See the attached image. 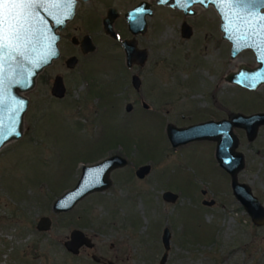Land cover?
<instances>
[{"label":"rangeland","instance_id":"rangeland-1","mask_svg":"<svg viewBox=\"0 0 264 264\" xmlns=\"http://www.w3.org/2000/svg\"><path fill=\"white\" fill-rule=\"evenodd\" d=\"M84 8L59 31V61L24 94L30 105L23 137L0 149V264H97L93 255L106 264H161L166 227L172 238L165 264H264V225L255 224L234 196L231 177L216 159L217 143L173 148L167 134L169 123L186 128L264 113V87L253 92L223 81L241 63L255 66L252 51L231 59L212 7L195 5V14L186 15L154 4L148 32L138 38L147 63L130 71L120 44L102 33L96 18L84 17ZM185 22L192 27L190 38L182 36ZM87 32L97 46L89 56L71 43L72 36L80 41ZM73 49L79 64L70 70L65 60ZM134 74L142 81L140 92L132 85ZM57 75L67 89L63 99L51 94ZM234 132L246 161L238 181L264 207V126L253 141L243 129ZM113 155L129 164L112 172L107 191L70 212L53 211L84 165ZM144 165L152 170L140 179L136 171ZM166 191L178 195L176 202L163 199ZM211 200L213 206L203 205ZM42 217L52 219L50 231L37 229ZM74 229L92 238L95 248L70 254L64 243Z\"/></svg>","mask_w":264,"mask_h":264},{"label":"water","instance_id":"water-1","mask_svg":"<svg viewBox=\"0 0 264 264\" xmlns=\"http://www.w3.org/2000/svg\"><path fill=\"white\" fill-rule=\"evenodd\" d=\"M156 2L158 5L182 10L186 15L195 14L191 9L195 5L207 8L213 4L221 17V31L224 38L232 44V58H236L246 48L255 51L259 63L260 58H264V47H261L264 45V16L260 13L264 0H203V2L201 0H156ZM75 8L76 0H72L71 3H54L53 0H46L45 3L38 5L35 12L28 18L31 30L17 44L18 50L24 55L19 57L13 53L11 57L5 55L0 59L2 64L0 68V139H2L0 149L23 137L24 116L30 105V100L24 94L34 90L38 76L61 57L59 31L73 20ZM140 9L141 7L137 11ZM147 12L149 15L152 14V11ZM134 15V12L127 15L130 29L134 34L145 33L147 31L145 14L141 17L142 21ZM104 29L106 34L116 36L111 18L105 19ZM192 33V27L184 23L182 36L190 38ZM73 42L81 45L84 55L96 51V46L90 37H86L81 43L74 38ZM122 46L128 68L136 65L144 66L147 63V50H140L135 40L124 41ZM66 64L68 69H74L78 64V58L71 57ZM261 67V69H250L242 66L239 73H231L226 81L254 91L264 84V65ZM132 85L136 91L141 90L142 81L137 74L132 77ZM66 93L64 80L59 76L55 80L51 94L57 99H63ZM144 106L148 107L146 104ZM133 108L131 103L127 104L126 112H132ZM262 126H264V113L251 116L232 114L225 120L209 121L186 128H178L173 124L167 127L168 138L173 148L200 140H214L217 143L216 159L220 167L231 177V187L235 197L244 205L252 221L260 226L264 225V207L253 196L251 188L238 181V174L245 169L246 161L244 155L236 150L239 139L234 129L245 130L249 141H253ZM128 164L129 161L125 157L113 155L95 165H84L76 186L55 201L53 211L57 214L70 212L88 196L107 191L112 186V172ZM151 170V165L141 166L136 171V176L144 179ZM203 194L206 192L203 191ZM163 199L167 202H176L178 195L166 191ZM214 204V200L203 202L205 206ZM52 224L51 218L42 217L37 223V229L47 232L51 230ZM171 238L172 233L166 227L162 235L165 252L161 264H165L168 260ZM64 246L69 253L77 256L84 247L92 249L94 243L84 231L74 229ZM94 259L97 260V257L95 256Z\"/></svg>","mask_w":264,"mask_h":264},{"label":"flooded vegetation","instance_id":"flooded-vegetation-1","mask_svg":"<svg viewBox=\"0 0 264 264\" xmlns=\"http://www.w3.org/2000/svg\"><path fill=\"white\" fill-rule=\"evenodd\" d=\"M121 1H123V0H76V8H75V16H74V18L77 16V14H78V12H79V9H80V7H81V5H85V7H87V8H84V10H83V13H84V17H86V18H89V19H97L98 20V22L99 23H97L98 25H99V28L101 27V31H102V33L106 36V37H109V39H112L113 41H115L116 43H118V44H120V46L122 47V49H123V46H122V44H123V42L124 41H132V40H135L136 41V43H137V47L140 49V50H146V49H141L140 47L141 46H139V40H138V38L140 37V36H143V35H145L147 32H148V29H149V23H148V19L149 18H151L152 16H153V14H154V4L156 5V6H161V7H166V6H163V5H158L157 4V2H156V0H133L132 2H129V3H126V5H124L123 7H119V6H117L116 4H118V2H121ZM155 2V3H154ZM141 7V9L140 10H138L137 11V9L138 8H140ZM214 8L212 5H210V7L209 8ZM170 8V7H169ZM208 8V9H209ZM172 9V8H171ZM214 10H215V8H214ZM147 11H152V14L151 15H149L148 14V12ZM131 12H134V16L135 17H137L138 18V20L140 21L141 20V17H142V15H144L145 14V16H144V19H145V21H146V24H147V31L145 32V33H143V32H138L137 34H134L133 32H132V30L130 29V27H129V23H128V19H127V15L128 14H130ZM216 13H217V15H219L218 14V12L217 11H215ZM260 13L264 16V5H263V7H262V9L260 10ZM107 18H111V20H112V28H113V30H114V32H115V34H116V36L114 37V36H111V35H109V34H106V32H105V29H104V21H105V19H107ZM219 18H220V16H219ZM74 20V19H73ZM72 20V21H73ZM142 21V20H141ZM186 23V22H185ZM92 25H94V24H92ZM91 25V26H92ZM220 33L222 34L221 36H222V38H221V40H223V41H226V42H228V43H230V41L228 40V39H226V38H224V34H223V32L221 31V19H220ZM73 38H72V40H71V43L73 44V45H76V46H78L77 44H75L74 42H73V39L74 38H76L75 36H72ZM86 37H90L91 38V40H92V42H93V44L96 46V38L94 37V35H92L91 33H89V32H87L85 35H83L82 37H81V40L79 41L78 40V38H76L80 43L86 38ZM63 38V37H62ZM231 44V43H230ZM72 45V46H73ZM79 47H80V50H81V45L79 44ZM231 49H232V44H231ZM96 50H97V46H96ZM246 50H251L252 51V53L254 54V56H255V66H248V65H246V64H239L238 65V67H237V69H236V71H231V73H239L240 72V70H241V67L242 66H246V67H248V68H250V69H256V68H258V69H261L262 67H261V64L258 62V59H257V55H256V53H255V51L253 50V49H251V48H246V49H244L243 51H246ZM74 51V53H72ZM73 51L71 50V54L70 55H68V56H70L69 58H71V57H77V56H75V50L73 49ZM242 51V52H243ZM81 52H82V50H81ZM96 52V51H95ZM123 52H124V49H123ZM94 53V52H93ZM93 53H89V54H87V55H85V56H89L90 54H93ZM64 54V53H63ZM84 55V54H83ZM124 55H125V52H124ZM68 58V59H69ZM78 58V57H77ZM60 59V58H59ZM59 59H58V61H59ZM68 59H66L65 60V66L67 67V64H66V62H67V60ZM231 59H235V58H231ZM57 61V60H56ZM125 62H126V56H125ZM55 64V63H54ZM78 64H79V58H78ZM77 64V65H78ZM77 65H76V67H77ZM52 67V66H51ZM75 67V68H76ZM135 67H137V65L136 66H134L133 68H128L130 71L131 70H133ZM141 67V66H140ZM68 68V67H67ZM74 68V69H75ZM74 69H70V70H74ZM263 71H264V69H263ZM230 73V74H231ZM229 73H227V74H225V77H224V79L225 80H223V81H225L226 82V84H229V85H232V86H235V87H238V88H241V89H245V90H247V91H253V90H250V89H247V88H245V87H242V86H240V85H237V84H232V83H229V82H227L226 81V78L230 75ZM134 75H136V74H134ZM133 75V76H134ZM60 75H57L56 77H55V79H54V81H53V85H54V83H55V80H56V78L57 77H59ZM132 76V77H133ZM61 77V76H60ZM63 78V77H62ZM64 80V79H63ZM65 84V83H64ZM53 85H52V88H53ZM66 87V86H65ZM264 87V84H262L261 86H259L256 90H254L253 92H256V91H258V90H260L261 88H263ZM52 88H51V90H52ZM142 88V87H141ZM67 90V89H66ZM141 90H139V91H136V92H140ZM67 94V93H66ZM146 103H144L143 101H142V106H143V108L144 109H146V110H148V108H149V106L146 108L144 105H145ZM133 105V104H132ZM133 107H134V105H133ZM133 110H134V108H133ZM132 110V111H133ZM169 124H171V123H169ZM168 124V125H169ZM168 127V126H167ZM247 134V133H246ZM242 184H244V183H242ZM252 190V189H251ZM252 194H253V190H252ZM254 196V195H253ZM255 198H257L259 201H260V203L262 202L261 201V199H260V197L259 196H254ZM238 200V199H237ZM239 201V200H238ZM240 202V204H241V206H242V208L243 209H245V207H244V205L241 203V201H239ZM262 204V203H261ZM246 210V209H245ZM93 240V239H92ZM94 243V242H93ZM95 248V243H94V247H93V249ZM83 249V248H82ZM82 249H81V251H82ZM84 249H86V248H84ZM81 251H80V253H81ZM71 254V253H70ZM73 255V254H72ZM96 255H93V257H92V259H93V261L94 262H96L97 264H106V263H104V261L102 260V259H100L99 257H97V260L96 259H94V257H95ZM109 264H115L114 262H109Z\"/></svg>","mask_w":264,"mask_h":264},{"label":"snow or ice","instance_id":"snow-or-ice-1","mask_svg":"<svg viewBox=\"0 0 264 264\" xmlns=\"http://www.w3.org/2000/svg\"><path fill=\"white\" fill-rule=\"evenodd\" d=\"M45 2L46 0H0V59L5 55L11 57L13 53L19 57L24 55L18 50L17 44L31 30L29 16L35 12L38 5ZM53 2L71 3L72 0H53ZM260 63L264 65V58H260Z\"/></svg>","mask_w":264,"mask_h":264}]
</instances>
